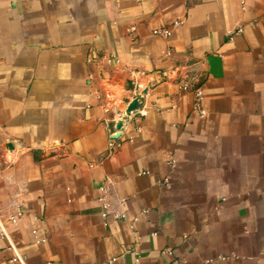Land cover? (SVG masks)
<instances>
[{
    "label": "crops",
    "instance_id": "0c3cea01",
    "mask_svg": "<svg viewBox=\"0 0 264 264\" xmlns=\"http://www.w3.org/2000/svg\"><path fill=\"white\" fill-rule=\"evenodd\" d=\"M0 231V264H264V0H0Z\"/></svg>",
    "mask_w": 264,
    "mask_h": 264
},
{
    "label": "built area",
    "instance_id": "2783aa9c",
    "mask_svg": "<svg viewBox=\"0 0 264 264\" xmlns=\"http://www.w3.org/2000/svg\"><path fill=\"white\" fill-rule=\"evenodd\" d=\"M179 23L178 20H174L172 21L170 24L166 25V26H163V27H159V28H155L153 29V33L154 34H157V35H161V36H164V37H168L172 31V28L174 26H176L177 24ZM192 92H193V103H192V107H191V111L198 114V115H204L205 114V108L203 106V90H202V87L201 85H196L193 87L192 89ZM174 160L171 159V163H173ZM100 190L102 192V195L99 197L100 200L103 202L104 199H103V193L105 192V188L103 186L100 187ZM104 206H105V202L103 203ZM103 215L105 213H102ZM21 215V210L17 209L15 211L14 214L11 215L10 217V220L11 221H15L16 218H18V216ZM0 233H3V231H0ZM113 260V258L111 260H109L107 262V264L111 263V261ZM139 260V256L135 255V259H134V263L137 262Z\"/></svg>",
    "mask_w": 264,
    "mask_h": 264
}]
</instances>
